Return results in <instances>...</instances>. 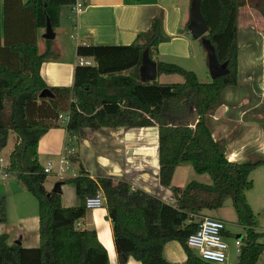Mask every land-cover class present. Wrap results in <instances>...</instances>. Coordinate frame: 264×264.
I'll return each instance as SVG.
<instances>
[{
    "label": "trees",
    "instance_id": "trees-1",
    "mask_svg": "<svg viewBox=\"0 0 264 264\" xmlns=\"http://www.w3.org/2000/svg\"><path fill=\"white\" fill-rule=\"evenodd\" d=\"M252 1V0H250ZM249 0H200V10L208 26L203 35L213 45L228 72L210 82H201L192 70L156 60L157 76L179 74L182 82H159L156 77L142 82L139 66L143 50L149 56L158 43L170 36L162 30V11L150 28L139 32L127 45L77 46L78 56L91 57L94 65L77 64L71 86H48L40 75L41 63L52 55L51 40L39 53L34 33L0 46L18 57L22 69L0 63V152L9 132L16 142L4 172L12 173L37 200L38 237L36 247L8 244L0 234V264H110L106 248L94 228H81L85 199L101 187L107 202V218L119 264L131 257L140 264H215L199 258L186 240L198 227L204 210L217 209L230 197L236 222L245 229L238 264H257L264 253V232L255 231V214L246 198L253 181L251 172L264 166V158L229 161L206 125L205 116L221 103V91L237 82V17ZM4 19L22 8L32 31L45 28L46 17L53 30L68 23L74 26L72 7L76 0H2ZM264 16V0L252 4ZM10 17V16H9ZM17 61V60H16ZM48 88L52 97H39ZM189 105L198 114L194 126L175 124L173 116L187 112ZM60 112H68L65 122ZM157 126L158 182L168 188L173 203L157 201L139 189L111 180H94L85 170L64 180L75 188L79 204L63 206L61 193L47 191V173L38 161L37 143L50 128L65 126L68 134L81 136L87 127L129 128ZM190 163L199 174H208L210 183L191 180L183 186L173 183L175 170ZM198 217V218H199ZM5 220V199L0 198V222ZM176 240L186 259L167 261L162 254L166 242Z\"/></svg>",
    "mask_w": 264,
    "mask_h": 264
},
{
    "label": "crops",
    "instance_id": "crops-1",
    "mask_svg": "<svg viewBox=\"0 0 264 264\" xmlns=\"http://www.w3.org/2000/svg\"><path fill=\"white\" fill-rule=\"evenodd\" d=\"M189 6L190 2L187 4L186 0H76L74 26L65 23L54 30L55 37L50 45L52 55L41 63L40 75L48 86H71L78 64V45L131 44L139 32L150 28L159 10L162 11V30L170 39L158 43L151 59L166 61L168 59L164 55L175 52L179 57H189L187 48L191 40L185 32ZM20 11L22 12L20 4H16L14 13L9 14L7 20L4 19L3 2L0 0V46L31 38L34 33L39 53H42L46 48V39L42 37L44 28L32 31ZM62 29H67L70 40H55L56 31ZM237 46V82L222 89L221 103L206 114L205 122L213 139L221 145L226 158L229 161L243 162L264 158V56L257 64L261 68V74L258 69L251 68L242 75L240 70L244 57L251 59L257 53L260 54V47L264 49V16L250 3L238 10ZM173 47H176L175 51ZM178 47L180 51H177ZM91 59L94 65L95 61ZM0 63L10 68L22 69L18 57L6 49L0 50ZM251 63L255 66L257 60L252 59ZM9 137H13L14 143L7 152L3 151L4 148L1 149L2 171L8 165L9 153L17 140L13 132H9ZM134 150H149L152 154H135ZM37 153L38 161L43 167L47 162H52V158L56 159V169L53 170L55 163L52 162L51 172L58 176L56 182H61L63 206L79 204L74 186L63 181L79 175L81 169L96 181L108 179L114 184L125 183L131 189H139L157 201L173 203L171 191L158 182L156 125L129 128L87 127L83 129L81 136L68 134L65 126L50 128L39 138ZM179 169L178 166L175 170L173 183L183 186L174 182L178 173H181ZM48 179L47 175L44 187L51 191L56 182ZM99 192L100 206L86 209L78 226L94 228L108 252L110 264H119L113 244L112 224L106 216V197L101 187ZM1 197L5 199V220L0 222V234H6L8 244L19 241L23 247H36L39 242L37 200L12 173L0 177ZM246 198L248 199L247 195ZM249 205L257 221L255 231L260 232L258 229H261L264 232V217H260L259 212L264 209V204L260 201L257 209L251 203ZM221 207L204 210L201 216L220 218L216 211ZM182 252L174 241L166 242L162 249L163 257L170 262H184L186 254ZM125 264L140 263L129 257Z\"/></svg>",
    "mask_w": 264,
    "mask_h": 264
},
{
    "label": "rangeland",
    "instance_id": "rangeland-1",
    "mask_svg": "<svg viewBox=\"0 0 264 264\" xmlns=\"http://www.w3.org/2000/svg\"><path fill=\"white\" fill-rule=\"evenodd\" d=\"M188 2H190V0H186L187 4H188ZM256 2H258V0H252V1H250V4H254ZM262 9H264V8L262 7ZM185 32L187 33L188 38L191 40V43L189 44V48H187L188 51L190 52L189 57H186V56L185 57H183V56L179 57V54H177L175 52L174 54L164 55L165 58L168 59L166 61L175 63V64L183 67L184 69L194 71L195 74L197 75L198 80L201 82H210L211 77H210V73H209V69H208L207 53H206V51H205V49L201 43V40L199 38H193L188 30H185ZM56 33H57V36H56L55 40H57V41H64L66 39L70 40L68 37L67 29L57 30ZM261 48H263V47H260V54L257 53L256 55L252 56L251 59H246L245 57L243 58L242 64L240 63V70H242L241 71L242 75L244 73H246L247 70H249L251 68L252 69H258V71L261 74V68L257 65L259 63V60L262 58V56H264V49H261ZM172 49L175 51L176 47H173ZM177 51H180L179 47L177 48ZM164 56H162V57H164ZM248 58H249V56H248ZM252 59L257 60V63L255 64V66L252 65L253 63H251ZM156 80L161 81V82L162 81L163 82H165V81L166 82H176V81L182 82L183 77L179 74L167 75V74L163 73V74L158 75L156 77ZM59 114H64V112H60ZM59 119L62 120L61 118H59ZM13 141H14L13 137L8 138V141L5 145V147H3L4 152L9 151V149L12 147V145L14 143ZM51 161L55 163V165L53 167V170H55L56 166H57L56 159L52 158ZM44 162H45V160H44ZM179 168H180L179 170H181V173H178V177L174 181L175 183H181V184L185 185L187 182H189L191 180L209 181L210 182V178H209L208 174H206V173L199 174V173L195 172V170L193 169V167L190 163H182L179 166ZM47 175L49 177L48 180H54L56 182V180L58 179V176L56 177V174L53 171L49 172ZM250 178L253 181V185L248 191H246V195L248 196L247 200L250 201L249 203H251L255 207V209H257V206L260 203V201L262 202V204H264V166H260V167H257L256 169H254L250 174ZM54 181H53V184L55 183ZM257 197H260V199H258ZM33 198H35V197L33 196ZM35 200H36V198H35ZM263 210L264 209L259 210V212L261 214L260 217L261 216L264 217ZM216 212L219 213V216H220L219 219L224 220L225 234L223 235V239L228 246L227 247V261L225 264H232L237 258V253H236V246L237 245L235 243V240L236 239L241 240V238L245 234V229L241 225L237 224V222H236V214H235L234 208L232 207L230 197H227L224 200L222 207ZM197 219H199V218H197ZM258 231L262 232L261 229H258ZM171 241L176 242V244L184 252V250L182 249L179 242H177L176 240H171ZM261 241H264V239H262ZM183 252H182V254H184ZM176 254H177V252H176ZM263 261H264V253H262L260 255L258 264H263ZM179 263H181V262H179Z\"/></svg>",
    "mask_w": 264,
    "mask_h": 264
},
{
    "label": "water",
    "instance_id": "water-1",
    "mask_svg": "<svg viewBox=\"0 0 264 264\" xmlns=\"http://www.w3.org/2000/svg\"><path fill=\"white\" fill-rule=\"evenodd\" d=\"M186 27L193 38H199L201 40V43L207 53L208 69L211 79H215L219 76L226 74L228 72L227 63L220 62L218 60L215 49L211 44L210 40L203 36L207 32L208 26L206 25L205 19L200 10V0L190 1L189 19ZM42 37L46 40H52L55 37V31L53 30L50 19L48 17H46V23ZM156 75H157L156 61L151 59V57L149 56L148 47H146L142 52L141 62L139 66L140 80L142 82L150 81L151 79L155 78ZM52 96L53 93L48 88L41 90V92L39 93V97H52ZM173 119L175 124L188 123L190 126H194V124L198 120V114L193 109V107L189 105L187 112L181 115H174ZM134 153L150 155L152 154V151L134 150ZM60 185L61 182H56L51 192L59 193L61 191ZM15 243L19 244V241H16Z\"/></svg>",
    "mask_w": 264,
    "mask_h": 264
},
{
    "label": "built area",
    "instance_id": "built-area-1",
    "mask_svg": "<svg viewBox=\"0 0 264 264\" xmlns=\"http://www.w3.org/2000/svg\"><path fill=\"white\" fill-rule=\"evenodd\" d=\"M75 14V4L72 7ZM77 63L80 65H92V59L89 57L79 56ZM65 122L69 118L68 112L59 114L58 116ZM2 158L0 157V177L5 176L6 172L2 171ZM52 169V162H47L46 166L43 167L44 172L49 173ZM59 172V171H58ZM85 208H95L100 206V192L97 191L96 195L87 197L85 199ZM197 229L188 236L186 240L187 246L194 251V253L204 261L212 262L215 264H225L227 260V244L223 239L224 221L212 217V216H201L199 218ZM79 222H77V225ZM236 253L237 257L240 253L241 240L236 239ZM232 264H238L237 259Z\"/></svg>",
    "mask_w": 264,
    "mask_h": 264
}]
</instances>
